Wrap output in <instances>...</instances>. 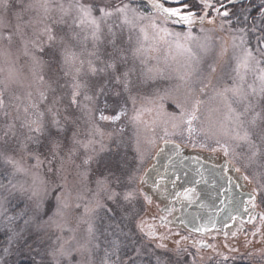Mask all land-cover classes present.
I'll list each match as a JSON object with an SVG mask.
<instances>
[{
	"label": "rangeland",
	"instance_id": "1",
	"mask_svg": "<svg viewBox=\"0 0 264 264\" xmlns=\"http://www.w3.org/2000/svg\"><path fill=\"white\" fill-rule=\"evenodd\" d=\"M197 1L200 8L202 7L200 17H203V22L189 28H177L163 21L152 6L141 5L142 3L140 4L138 0H81L84 4L109 9H115L118 5L130 4L139 13L152 16L170 33H179V43L184 47H177L175 36H168L167 43L157 45L151 40L152 31L149 30L150 39L144 45L147 51L142 56H134L133 52L139 46V28L124 24L123 18L115 14L101 24L99 41H93L88 29L82 31L80 28H74L72 30L74 33H79L81 42L69 46V51L75 53L76 57L70 64H62L59 55L55 60L50 58L51 49L48 47L46 37L38 40L36 46L31 43L35 38V32L42 30L45 24H52V20L60 19L61 13L57 6L63 4L67 7L70 0H47L49 5L47 14L40 7L45 0H6L7 8L0 3V36L6 37L12 34L13 37L11 41L0 39V91H3L7 84L4 99L8 111L13 116L16 114L17 106L20 107L22 113L23 107L30 102L29 93H31L32 101L39 102L40 92H44L50 101L53 95L51 89H55V94L63 96L64 103H67L73 83L105 82L107 74L98 73L93 76L90 72L89 61L97 69L103 68L109 61L108 54L112 52V45L109 43L111 39H115L126 57V62L120 63L119 71L131 69L128 78L129 89L125 91L109 84L106 94L100 95L96 100L95 110L91 117L87 112L73 108L75 115L79 117L80 138L82 140L91 138L94 143L87 153L84 149H80L74 158L75 163L67 164L65 170L54 178L63 184L59 216H53V214L57 209L55 197L61 193L57 191L53 195L51 189L55 186H49L50 194L45 203L46 214L43 219L48 220L49 217H53L55 223L47 230V234H38L34 228H30L23 233L24 239L17 238L27 243V248L31 245V248H34L32 250L39 256L37 259L43 261L44 264H53L48 253L63 240L72 236L76 238L73 241L74 245L76 241L83 244L87 240H91L89 247L99 244V249H94L98 260L104 254L106 239L111 238L108 236V226L115 222L124 224V231L129 236V239L124 240L121 245L119 254L123 260H127L130 256H125L131 255L130 253L138 249L141 259L138 264H230L236 261L264 264V220L261 219L264 216V192H258L256 195L258 219L243 235L244 238H248V241H211L209 249L204 250L198 246L200 241L205 240L202 237H197L185 230H175L161 225L159 207L149 204L140 189V178L154 153L165 142L176 145L173 149H178L180 146L201 155H223L228 164L233 165L234 168H240V171L236 172L242 178L245 175L249 176V180H243L252 192L262 182L259 175L256 179H252L254 174L264 171L258 167L259 158L256 164L245 168L231 154L225 156L220 147V145L227 144L230 153L233 150L236 153L247 151V147L243 144L237 147L240 142L233 137L236 131L243 134V129L237 128L235 115L244 111L248 101L237 102L230 92H224V89L231 88L234 83H238V78L233 71L235 67L233 45H238L239 39L224 18L219 17L212 22L207 21L208 14L205 15V13L210 12L208 10L210 8L204 7L203 0ZM29 5L32 7H28ZM94 15L99 14L94 13ZM66 19L68 24L72 23V17ZM138 24L146 25L148 20L139 21ZM52 26L59 35L68 31L66 25ZM186 34H190V39H184ZM85 36L88 37L87 40H84ZM40 46L45 49L43 53L39 51ZM153 47H157L158 50H151ZM186 48H190L191 52L185 51ZM37 59L39 63L36 62ZM213 67L216 69L214 73L210 71ZM77 69H79L78 72ZM254 79V75L249 73L245 87L253 83ZM82 91H87V89H82ZM116 92L120 95H116ZM88 94L92 93L89 91ZM249 99L251 108L244 116L245 121L251 119L255 113H260L261 117H264V97L256 95ZM194 109H198L195 113L197 119L193 122L196 131L191 137L187 131L183 133V136L174 134L177 129L173 125L186 128L187 126L182 122ZM121 110L125 114L121 115L119 121L99 119L101 111L106 116H112L120 113ZM3 123L4 117L0 113V136L3 135ZM93 124L100 129L103 135L88 136ZM67 135L70 136L71 132ZM217 141L220 144H217ZM9 143H15L14 139L9 137ZM257 143L259 145V142ZM259 147L261 151H264V145H259ZM213 149L216 150L213 151ZM110 150L121 154L124 160L121 163L124 162L125 165L123 172L134 174L138 178L132 185L138 189L134 202L137 214L128 220H121L122 210L106 199L97 184V181L108 176L92 177L91 172L97 169L95 168L97 165H105L102 157L104 154L106 157L109 156ZM87 156H91L92 160L90 164L83 165L82 160ZM34 163V160H28L25 166ZM92 164L95 166H91ZM48 167L47 163L41 167L42 175L47 173ZM57 167H59L58 164ZM0 170L5 174V179H12L13 183H22L27 187L31 182L30 173L28 175L17 173L14 177L8 175L11 167L5 165L3 160H0ZM48 175L51 174L48 173ZM60 176L65 179L61 180ZM122 179H124L123 175ZM164 186H168V182H158L157 187L160 190ZM185 189L176 191L179 202L185 199L186 192H180ZM161 194H159V200L166 202L163 201ZM18 200L23 201L24 205L27 203L26 197H19ZM164 200H166L165 196ZM49 201L51 202L47 208ZM64 204L67 207H64ZM98 205L103 206L98 207ZM141 221L154 227V236L145 235V232L149 230L147 227H145V232L140 231L138 225H141ZM6 222V219H2L0 215V225L4 226ZM56 224L60 227H56ZM89 225L95 229L92 237L88 235ZM21 227H23V222L19 229L14 231H20ZM256 234L259 236L253 240ZM158 245L164 247H158ZM10 251L11 247L8 246L1 257L6 256ZM78 259H80L79 255L73 253V264ZM61 264H68V261L62 259Z\"/></svg>",
	"mask_w": 264,
	"mask_h": 264
},
{
	"label": "snow or ice",
	"instance_id": "2",
	"mask_svg": "<svg viewBox=\"0 0 264 264\" xmlns=\"http://www.w3.org/2000/svg\"><path fill=\"white\" fill-rule=\"evenodd\" d=\"M165 2L149 0L152 8L159 17L163 18V21L173 20L176 23L192 24V18L195 14L192 11H185L188 8L187 4H183L182 0H172L173 3L181 6L166 7ZM0 3L5 8L8 7L6 0H0ZM217 3L220 5L219 8L207 2H204V7L216 11L222 17L230 18L228 23L239 39V44L233 45L235 49L233 54L235 67L233 71L238 78V83H234L231 88L224 89V92H230L237 102L248 101L244 111L235 115L237 128L243 129V134L241 135L239 131H236L233 137V139L240 142L237 144V147L243 144L247 147V151L236 153L233 150L230 153L227 144L220 145V147L223 149L225 156L231 154L237 162L241 163L242 167H251L257 163V158H259L260 163L258 167L264 169V151H261L259 147V145H264V117H261L260 113H255L251 119L247 121L244 119L245 114L251 108L249 97L256 95L264 97V0H260L259 5L255 3V0H227V5L232 6L234 11H230L223 0H217ZM28 7H32V5ZM40 7L45 14L48 13L49 5L47 0ZM57 7L61 13L60 19L52 20V24H45L42 30L35 32V38L32 39L31 43L36 46L38 40L46 37L48 47L51 49L50 58L55 60L59 55L62 64H70L76 58L75 53L69 51L70 45H77L81 42L79 33L72 31L74 28H80L82 31L85 29L90 30L93 41H99L101 24L115 14H119L123 18L124 24L130 25L132 28H139V46L133 52L134 56H142L147 51L144 45L150 39L149 30L152 31L151 40L157 45L167 43L166 38L168 36H175L177 47H184L179 43V33H170L167 28L158 24L152 16L139 13L130 4L118 5L115 9H109L107 7H94L90 4H84L81 0H70L67 7L63 4ZM221 8L224 11H220ZM94 13H98L99 15H94ZM207 14L205 13V15ZM67 17H72L71 24L67 23ZM143 20H148V24L139 25L138 22ZM201 21H203V17H201ZM55 24L66 25L68 31L63 35H59L52 26ZM249 37L255 40L254 46L250 44ZM12 38V34L6 37L0 36V39L8 41H11ZM87 39L88 37L85 36L84 40ZM184 39H190V34H186ZM109 43L112 45V52L108 54L109 61L105 63L103 68L97 69L89 61L90 72L93 76L98 73L107 74L105 82L73 83L67 103H64L63 96L55 94V89H51L53 95L50 101L44 92H40L39 102L32 101L31 93H29L30 102L23 107L22 113L20 107L17 106L15 108L16 114L13 116L8 111L4 99L7 84H5V89L0 91V113L4 117L2 126L3 135L0 136V160H3L5 165L11 167V172L7 173L10 176L14 177L17 173L24 175L31 174V182L27 187L22 183H13L12 179H8L7 183L0 182V209H3L0 215H3L7 211L5 205L9 202V197H26L27 200L24 207L20 208L14 216L6 217L9 223H14L17 220L23 221V227L20 228V231H14L12 238L24 239L23 233L30 228H34L38 234H47V230L55 223L53 217H49L48 220L43 219V216L46 214L45 203L49 199L50 194L49 186H55L51 189L53 195L57 191L61 193V195L55 197L57 209L53 214V216H59L63 198V184L57 182L54 178L65 170L67 164L75 163L74 158L80 149H84L85 153H87L94 143L91 138L86 140L80 138L79 117L75 115L73 108L75 107V109H79L81 112H87L91 117L95 110L96 100L100 95L106 94L109 84L120 87L125 91L129 89L130 81L128 78L131 69L123 72L119 71L120 63L126 62L125 54L116 44L115 39H111ZM151 50L157 51L158 48L153 47ZM39 51L43 53L45 51L44 47L40 46ZM185 51L191 52V49L186 48ZM92 54L95 55V53ZM36 62L39 63V60L37 59ZM78 71L79 69H77ZM210 71L214 73L216 69L213 67ZM249 73L253 74L255 79L253 83L247 84V87H245ZM41 80H43V77H41ZM82 89H87V91H82ZM89 91L92 93L91 95L88 94ZM115 94L120 95L119 92ZM15 99H19V97H15ZM197 110L194 109L183 120L182 124L186 125V128L181 125H173L177 129L174 134L183 136V133L187 131L191 137L196 131L193 127V122L197 119L195 114ZM231 110L235 112L234 109ZM123 114L125 113L121 110L118 114L106 116L101 111L99 119L101 121L116 122L121 119V115ZM25 129L26 131H24ZM69 132H71L70 136L67 135ZM92 135H103L95 124L92 125V131L88 133L89 137ZM9 137L13 138L15 143L10 144ZM257 142H259V145ZM217 144H220V142L217 141ZM215 150L213 149V151ZM28 160H34L35 163L26 167L25 164ZM91 160L92 157L87 156L82 160V164L88 165ZM45 163L49 167L47 173L42 175L40 169ZM57 164L59 167H57ZM116 167L121 170L120 174L113 172L111 173V178L105 177L103 180L97 181V184L100 186L101 192L105 195L106 199L122 210L123 215L121 220H128L137 214L134 202L138 189L132 187V185L136 183L138 178L134 174L124 173L123 169L125 165L121 162H116ZM235 170L239 172L240 168H235ZM48 173L51 175H48ZM122 175L124 179H122ZM257 175H259L262 182L259 183L257 189L253 190V193L249 194V203L253 207H255L254 202L257 193L264 192V171L254 174L252 179H256ZM60 179L64 180L65 177L60 176ZM140 179L142 180V178ZM243 179L249 180V176L245 175ZM116 185H123V187L118 191ZM146 199L148 198L146 197ZM101 206L103 205H98V207ZM64 207H67V205L64 204ZM109 211L111 210L109 209ZM245 211H247V208H245ZM261 219L264 220V216ZM141 225H138L141 232H145V227L149 229L145 232V235H155L152 225H147L143 221H141ZM56 227H60V225L56 224ZM124 228L125 225L121 222H115L108 226V236L111 238L106 239L104 254L98 260L96 259L94 249H99L100 245L93 244L89 247L91 240H87L83 244L76 241L74 245L75 236L63 240L48 255L51 256L53 264H61L62 259H66L68 264H73V253L78 254L80 257V259L75 260V264H137L135 257L130 256L127 260H123L119 254L123 241L129 239L128 233L124 231ZM94 231V227L89 225V237L94 235ZM133 243L135 242L133 241ZM28 247L31 248V245H28ZM158 247L164 246L158 245ZM135 251L136 256H139L140 251L138 249ZM41 264H44V262L42 261Z\"/></svg>",
	"mask_w": 264,
	"mask_h": 264
},
{
	"label": "flooded vegetation",
	"instance_id": "3",
	"mask_svg": "<svg viewBox=\"0 0 264 264\" xmlns=\"http://www.w3.org/2000/svg\"><path fill=\"white\" fill-rule=\"evenodd\" d=\"M149 3V0H147ZM160 2H165V0H160ZM172 0H167L165 2L166 7H170V3ZM203 3V2H202ZM141 4V3H140ZM150 4V3H149ZM141 5H146L142 2ZM151 5V4H150ZM201 15L197 14L193 16V22L190 25H199L203 21H201ZM211 164H213L216 167H219V172L223 176V178L231 180L233 183L235 189L237 192L241 194H247L250 192V189L247 187V185L244 183V180L241 175H239L234 168H232L230 165L222 166V163L217 164L216 161H211ZM219 165V166H218ZM222 168V170L220 169ZM176 179H162L161 182H168V186H164L160 190V193H163L165 196V204L163 206L161 205L159 207V212H160V223L161 225H170L174 224L175 229H180L185 230L193 235H196L197 237H202V239H205L203 241L205 242H211V241H248V238H244L243 235L246 232V230L250 227H252L256 220L258 219V210L256 207V201L257 198L255 199V207L251 203H249V199L245 197L239 199L234 198V196L229 193L226 194L220 189V183L217 184L214 180L212 181L214 185H216L218 188L216 189V193L213 194L211 197L210 203L213 204L214 208L217 209L218 203H221L222 199V194L220 193V190L224 193L225 195V202H224V209L221 213L223 215L222 217L219 216V218L214 219L213 222L211 223L212 225L209 226V228L205 231L202 230L200 232H191L188 231L182 224H178L175 222L176 219H179V212L181 206L184 204H191L194 203L195 201H198L202 199L199 197L201 195V191L197 189V187H191L190 191L186 188L189 186V182L185 179L184 176L179 175L175 176ZM187 177L190 178V175L187 174ZM171 180L173 182V186H176L175 191L178 189H185L183 192H186V196L184 197L185 199H182L181 202H176L173 199L170 198V185H171ZM202 185V184H199ZM203 186V185H202ZM201 186V187H202ZM162 195V194H161ZM178 196V195H177ZM247 196V195H246ZM181 197V196H180ZM245 208H247V211H245ZM185 209V207H184ZM173 228V229H174ZM259 235L256 234L253 240L256 239ZM243 237V238H242ZM201 242V241H200ZM199 242V245L201 244ZM208 244V243H207ZM209 246V244H208ZM207 246V249L209 248ZM202 247H205L202 245Z\"/></svg>",
	"mask_w": 264,
	"mask_h": 264
},
{
	"label": "water",
	"instance_id": "4",
	"mask_svg": "<svg viewBox=\"0 0 264 264\" xmlns=\"http://www.w3.org/2000/svg\"><path fill=\"white\" fill-rule=\"evenodd\" d=\"M167 145V144H165ZM172 148H169L170 151H174ZM177 150V149H176ZM223 166V165H222ZM222 170V168H220ZM187 174L190 175V178L187 177ZM182 175L189 182L190 187H197L201 191L199 197L202 199L195 201L192 204H189L182 208L181 216L178 219L182 221L184 225L192 230L197 231L203 228H208L211 226L214 219L219 218L223 209L225 202L224 193H231L234 198H246L249 199L250 192L241 194L236 191L231 180L223 178L219 172V167L204 163L202 160L193 158V157H181L171 154V156H161L158 154L155 158V163L152 165L145 173L144 179L147 180V183L153 185L160 179H171L174 176ZM215 181L217 184L220 183V193L222 194L221 203H218L217 209L214 208L213 204L210 203L211 197L216 193L218 188L212 181ZM202 184V185H199ZM202 186V187H201ZM217 194V193H216ZM221 215L220 217H222ZM207 245L201 243L202 247Z\"/></svg>",
	"mask_w": 264,
	"mask_h": 264
},
{
	"label": "trees",
	"instance_id": "5",
	"mask_svg": "<svg viewBox=\"0 0 264 264\" xmlns=\"http://www.w3.org/2000/svg\"><path fill=\"white\" fill-rule=\"evenodd\" d=\"M204 2L211 3L216 8L220 7L219 3H217V0L216 1L214 0L213 2L212 1L210 2V0H203V4H204ZM223 2L225 3V5H227L226 4L227 0H223ZM182 3L188 5V8L185 9V11H192L195 15L200 14L202 12V7L200 8L197 0H182ZM255 3L257 5H259L260 0H255ZM169 6L170 7H177V6H181V5H178L176 3L171 2ZM227 7L230 11H234L232 6L227 5ZM208 10L210 12H208L207 21L212 22L214 20H217L219 17L224 18L227 22L230 19V18L222 17L220 14H218L216 11H213L212 9H208ZM220 11H224V9L221 8ZM178 28H184V27L178 26ZM249 41L251 42V44L253 46L255 45V40L253 38L249 37ZM108 153H110L109 156L106 157V155L104 154L102 157V160L104 159L103 162H105V165H103V164L97 165V167H95L97 169H95L91 172L93 175L92 177L95 178L98 175H102V176H108V178H111V173H113V172L119 173L120 172V170L117 169V167H116V162H121L123 160L121 154H119L118 152H115L113 150H110ZM203 157L207 160L219 161V159H216V158L213 159L209 155L203 154ZM213 157H215V156H213ZM122 164H124V162H122ZM91 166H95V165L92 164ZM4 176H5V174H3V172L0 170V182L7 183L8 180L5 179ZM139 185L141 187H145L144 181L140 182ZM122 187H123V185H116L117 190H120ZM149 193L152 195V197L154 199H156V197L159 196V194L154 193L153 191H149ZM18 199H19V197H16V196L15 197H9V202L5 205L7 211L2 215V219H6L7 216H14L19 211L20 208L24 207L23 201L18 200ZM50 202L51 201H49V203H47V206H46L47 208L49 207ZM0 211L3 212V209H0ZM6 221H7V219H6ZM22 222H23L22 220H17L14 223H9L7 221L6 225H4V226L0 225V257L7 250L8 246L11 247V251L6 256L1 257L0 264H41V261H39L37 259L39 257L38 254L32 250L34 248H31V249L27 248L26 247L27 243H23L22 241L17 240V238H12V232L14 230L19 229ZM172 226H174V224H172ZM15 239L17 241H15L13 243L10 242V241H14ZM133 252H135V251H133ZM132 253H130L131 255L125 254V255H127L125 257H128V256L135 257L137 264H138L139 261L141 260L140 257L136 256V252L134 254H132ZM133 255H135V256H133ZM230 264H251V263L236 261V262H232Z\"/></svg>",
	"mask_w": 264,
	"mask_h": 264
},
{
	"label": "bare ground",
	"instance_id": "6",
	"mask_svg": "<svg viewBox=\"0 0 264 264\" xmlns=\"http://www.w3.org/2000/svg\"><path fill=\"white\" fill-rule=\"evenodd\" d=\"M227 4V2H226ZM171 179H176V177H172ZM175 186H173V182L171 180V185H170V198L173 199L176 202H179L178 200V196H177V192L175 191ZM141 191L143 192V194L145 195V197L148 198V203L152 204V205H157L158 207L161 206L162 202L159 200L160 195L156 197V199H154L152 197V195L149 193V191H153L150 187L145 186L141 188ZM226 194L229 195V193L227 192ZM162 199L164 200V196L162 195Z\"/></svg>",
	"mask_w": 264,
	"mask_h": 264
}]
</instances>
